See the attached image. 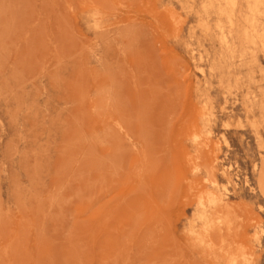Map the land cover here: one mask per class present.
<instances>
[{
    "label": "rangeland",
    "instance_id": "1",
    "mask_svg": "<svg viewBox=\"0 0 264 264\" xmlns=\"http://www.w3.org/2000/svg\"><path fill=\"white\" fill-rule=\"evenodd\" d=\"M0 264H264V0H0Z\"/></svg>",
    "mask_w": 264,
    "mask_h": 264
}]
</instances>
